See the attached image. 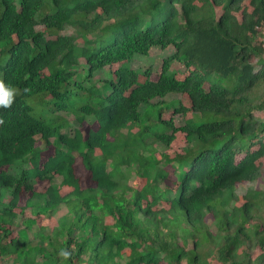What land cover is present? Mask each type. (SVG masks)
I'll return each instance as SVG.
<instances>
[{
	"label": "trees",
	"instance_id": "trees-1",
	"mask_svg": "<svg viewBox=\"0 0 264 264\" xmlns=\"http://www.w3.org/2000/svg\"><path fill=\"white\" fill-rule=\"evenodd\" d=\"M262 26L264 0H0V80L21 90L0 107V264H264V189L237 192L263 176ZM154 47H173L156 79L112 69ZM170 93L193 119L163 117L189 111Z\"/></svg>",
	"mask_w": 264,
	"mask_h": 264
},
{
	"label": "rangeland",
	"instance_id": "rangeland-1",
	"mask_svg": "<svg viewBox=\"0 0 264 264\" xmlns=\"http://www.w3.org/2000/svg\"><path fill=\"white\" fill-rule=\"evenodd\" d=\"M260 30L262 31V34H264V26H262L260 28ZM68 32H73L72 29H67ZM263 45H264V37H263ZM173 51V47H168L166 49H162L160 47H154L150 53L148 55H145V56H137L135 57L134 59H132L131 61H124L122 63H118V64H114L112 66V69H116L118 68L120 65H128L130 66L131 68H133L134 70H137L139 71L140 73L145 70V68H147L148 66H150L151 68V77L153 78H157V75L158 73L160 72L161 70V65H162V61L163 59L170 55ZM257 60V59H255ZM81 62H84V59H81ZM172 71H175L177 76L180 77V78H183L186 74H187V70H185V68H183L182 66H180V64L176 61L173 62V67H172ZM139 73V74H140ZM215 77H220V76H215ZM96 79H99L101 77H99V74L95 77ZM96 84H99V81H96ZM174 98H180L183 103L189 107V111H186L184 113H180V114H173V108H170V110H167V111H163V117L165 118H170L172 115H174V120H175V123L177 125H181L183 123H185L186 121H190L191 119H193V112L191 110V107H190V98L187 96V95H183L182 93H170L168 94L165 99L166 100H172ZM63 112V111H62ZM256 115L257 116H262L263 113L262 111H256ZM79 127H81L82 129H87V127H94V123H92V120L90 119H87L85 121H83L82 123H78L76 122ZM186 143V139L183 135L182 132H178L177 133V136H176V139L172 142V144L169 146V147H165L161 144H157L158 145V150H159V154L165 152L167 154L171 153L172 155L174 153H178L182 150V147L185 145ZM258 147V144H255L252 149L255 150L256 148ZM41 148L43 149V153L44 155H48L50 153H52V149L51 148H47L45 145H41ZM244 153H241L238 155L237 159H239ZM46 157H44L43 159H45ZM82 160L77 158V161L75 163V171H76V174L79 176L80 178V181H81V184L82 185H86L88 183L91 182V178H90V173L89 171L84 167L83 163L81 162ZM257 164H261V167L263 169V176L256 182L254 183H249V182H243V183H240L237 185V192L238 193H244L245 190L248 189L249 186H253V187H256V188H260V189H264V157L263 158H260L257 160ZM167 170L169 171L170 175H169V179H168V184L171 185L173 182H175L177 179H178V175H177V172H178V169H177V162H174L171 166H167ZM179 173V172H178ZM58 183L60 184V180L57 179ZM129 183L132 184V185H136V186H142V184L144 183V180L143 179H140L139 177H133L131 176L130 179H129ZM47 184H45L44 181L42 182H38L36 185H35V189L39 190V189H44L46 187ZM173 187L175 188V184H172ZM70 190V188L68 186H61V191L63 193H66ZM30 193L28 194H25L22 196L21 200H20V205H24L25 204V201H26V198L27 196L29 195ZM173 194V193H171ZM162 206L166 207V202H163L162 203ZM25 213L23 215L20 216V218L22 217H27L29 215H31V212H30V208H26L25 209ZM63 210H61L59 213H61ZM58 215V214H57ZM57 215H55V218L57 217ZM208 221L209 222H213L212 220V216L209 215L207 217ZM45 223L49 222V221H46L44 220ZM50 225H53L55 223L54 219L53 221L49 222ZM212 261L214 262V258L212 259ZM4 264H12L11 261H4ZM160 264H166L164 261L160 262Z\"/></svg>",
	"mask_w": 264,
	"mask_h": 264
},
{
	"label": "clouds",
	"instance_id": "clouds-1",
	"mask_svg": "<svg viewBox=\"0 0 264 264\" xmlns=\"http://www.w3.org/2000/svg\"><path fill=\"white\" fill-rule=\"evenodd\" d=\"M22 91L24 93H28L30 89L24 88ZM20 92H21L20 89H17L10 85H6L3 80H0V107L10 108L12 104L15 102L16 96L19 95ZM3 123H4L3 119L0 118V124H3ZM59 256L63 258L64 260H67L70 258L71 252L66 249H61L59 252Z\"/></svg>",
	"mask_w": 264,
	"mask_h": 264
}]
</instances>
